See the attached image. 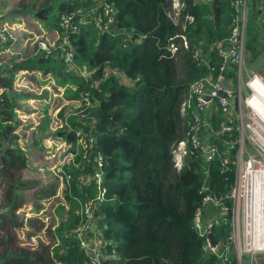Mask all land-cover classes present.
Segmentation results:
<instances>
[{
    "label": "trees",
    "instance_id": "trees-1",
    "mask_svg": "<svg viewBox=\"0 0 264 264\" xmlns=\"http://www.w3.org/2000/svg\"><path fill=\"white\" fill-rule=\"evenodd\" d=\"M50 1L42 4L40 18L33 17L43 23L45 31H59L65 12L81 9L86 15H103L104 3L113 4L114 23L104 31L90 23L70 37L74 62L90 72L87 79L79 77L74 68L69 69L57 50L48 57L41 52L7 72L0 68L1 174L26 167L15 139L18 132L13 131L20 124L18 111L24 112L22 100L27 96L12 90L11 74L16 68L54 71L58 79L70 80L76 87L66 88V98H78L87 92L91 100L83 112L77 109L76 114L72 110L76 115H70L67 121L93 134L95 142L90 146L105 161L104 199L96 210L97 227L105 238L101 264H213L214 257L205 252L192 224L204 194L219 196L234 183L235 165L224 168L221 158L228 149L232 156L237 152V145L224 142L231 140L235 131L219 137L211 134L210 142L218 146L215 159L187 156L180 171L173 167L171 150L187 137L192 120L191 110H181L184 93L191 83L209 74L206 62L220 63L215 45L229 35L231 0H212L209 4L179 0L177 22L169 16L171 0H103L102 6L94 0ZM54 8V17L47 19V13ZM23 9L33 12L31 6L19 7L0 16V22L13 21ZM183 39L187 46H180ZM172 43L178 47L174 52ZM245 47L252 59H261L264 64L256 34L246 32ZM198 50L201 53L196 56ZM237 69L231 66L226 72L229 88L235 86ZM63 111L65 108L59 116ZM46 118L49 122V116ZM220 118L221 110L214 100L208 115L214 131ZM43 122L38 130L46 136L48 122L45 132L41 130ZM62 138L75 143L73 132ZM93 169L91 163L86 164L82 170L72 171L74 179L69 185L64 183L65 197L57 212H65L54 228V245L40 242L33 249L20 248L19 253L1 258L0 263L11 260L12 264H86V254L67 231L81 223L73 197L83 200L96 195L91 180L80 189L77 179L78 174L89 175ZM203 187L206 190L202 191ZM12 204L9 203L10 208ZM10 213L11 209L5 215L11 217ZM217 229L213 242L227 236V229Z\"/></svg>",
    "mask_w": 264,
    "mask_h": 264
},
{
    "label": "built area",
    "instance_id": "built-area-1",
    "mask_svg": "<svg viewBox=\"0 0 264 264\" xmlns=\"http://www.w3.org/2000/svg\"><path fill=\"white\" fill-rule=\"evenodd\" d=\"M94 1L97 2V6L103 4V0ZM196 1L200 4L212 2V0ZM112 5L104 3L103 15L100 13L95 16L86 15L81 9L65 12L60 19V30L56 32L45 31L35 19L29 20L22 15L15 17L11 22H0V68L10 69L15 66H23L29 59L37 57L41 52L44 53V57H48L54 50H57L59 57L63 59L69 69L74 68L79 77L87 79L90 72L84 69V66L77 67L74 62L75 51L70 37L79 33L82 26L90 23H93L100 31L111 28L114 23ZM230 5L232 12L229 35L215 45V52L220 63L214 65L206 62L209 74L191 83L184 93L181 110L182 113L191 110L192 120L189 122L187 137L179 140L172 147V161L176 171H180L187 156H198L205 161H213L218 155V146L204 138V130L209 132L211 130V133L217 137L232 131H240L239 138L235 140L237 143L234 142L237 145V155L235 153L236 156H232L230 152H227L221 158L222 167L226 168L229 164L235 165L234 183L219 196L204 194L201 206L194 215L192 228L202 239L205 252L214 257L213 264H264V182L255 184V177L252 178L247 170L249 162L254 164L262 162L264 166V161H256L252 158L248 160L245 168H242L241 161L244 152L238 141L243 138L244 126L240 124L239 127L229 119V117L235 116L232 112L237 110L239 104L236 107L233 105L231 93L234 90L231 91L227 86L228 79L226 78L228 69L231 66H236L238 68L236 77L242 80L239 76L246 56L248 16L250 11H254L258 13L257 19L260 20V14L264 9V0H231ZM30 25L35 27L34 32L40 36L35 37L32 34L33 29ZM261 27L264 31V20H261ZM36 43L38 45L32 48L33 52H30V55L24 54L25 47L30 44L36 45ZM181 45L187 46V42L183 39ZM177 48L174 43L171 44L172 52ZM261 48L264 55V47L261 46ZM200 53L201 51L198 50L195 55L198 56ZM42 74L43 70L38 67L33 69L16 68L12 76V90L27 96L22 100L23 107L25 103L33 106V108L29 106V109L23 108L24 112L22 113L18 111V120L21 124L19 136L25 140L24 133L28 134L29 131L42 123L43 119L37 124L35 121L37 115H40L41 118L44 116L43 110L54 111L56 116L53 120V116L47 113L53 123L52 128L49 127L48 134L54 147H50L45 156L52 163L49 170L52 172L53 178L60 180L61 184L65 182L69 185L74 179L72 171L82 170L89 163L93 165L94 169L91 174L80 173L77 175V179L80 189H83L86 184L88 185V181L91 180L96 188V195L84 197L83 200L78 196L73 197V200L78 204L75 213L79 215L81 223L76 228L68 230L67 233L75 237L80 248L86 254V264H101L105 258L103 251L105 238L103 232L97 227L96 210L104 199L102 182L105 161L103 155L93 152V148L90 146L92 142H95L93 134L85 133L82 131V127L76 124L72 125L67 121L70 115L77 114V109L83 112L90 106V96L85 92L78 98H66V88L70 87L75 90L76 87L72 84L64 88L55 86L54 83H51L50 74H43L44 76ZM255 78L261 79L256 73H253L246 83L250 95L252 90L249 81ZM45 81H48L49 84L44 83ZM262 81L264 82V80ZM223 92L227 96L222 95ZM240 95L239 92L238 102L244 101L247 108L245 127L251 133L249 139L255 143V146L257 145L260 157L264 158V148L260 143L261 138L262 142L264 140V120L255 113L253 104H247V98L250 95L245 100ZM206 96L210 99H206ZM231 98L232 100H230ZM214 100L221 110V118L216 131H213L209 122L203 118V115L212 108ZM62 102L65 103V106H62ZM58 103L59 108L56 112L55 105ZM64 108L65 111L61 118H57L61 109ZM72 110H75L76 114ZM84 116L87 117L88 114L85 113ZM58 132H62L64 135L73 132L75 143L73 144L72 141L62 137H60L61 139L51 137L52 134ZM224 142L228 146L230 145L228 142ZM57 144H60V151ZM45 158L43 156L44 160H46ZM204 190L206 187L202 188V191ZM217 228L227 229V236L222 237L218 242H213L212 237L219 233Z\"/></svg>",
    "mask_w": 264,
    "mask_h": 264
},
{
    "label": "rangeland",
    "instance_id": "rangeland-1",
    "mask_svg": "<svg viewBox=\"0 0 264 264\" xmlns=\"http://www.w3.org/2000/svg\"><path fill=\"white\" fill-rule=\"evenodd\" d=\"M171 1H172V10H170L169 16L173 21L177 22L178 18H177L176 9L179 7V0H171ZM50 2H51L50 0H0V16H2L3 14H8L19 7L22 8L25 6L28 7L31 6L33 9L32 13L25 12L24 11L25 9H23V12H19V14L16 16L19 15H22L24 17L30 16V18L32 19L33 16H35V14L42 11V6H43L42 4H47ZM56 6L57 4L54 7ZM55 11L56 9L54 8L52 11L48 12L47 19H52L54 17ZM254 13L257 12L250 11L249 13L246 32L248 34H256L258 42L261 43L264 42V31L261 27V20H264V9L260 14L261 15L260 20L257 19L258 13L256 16L253 15ZM24 17H20V18H24ZM38 24L44 30L43 23L39 22ZM30 26L33 29V31H31V29L28 30H30L32 34L35 35V37L40 36L34 32L35 27L32 25ZM42 34L45 33L42 32ZM37 45L38 43H36V45L30 44L29 46L25 47L23 49L24 54L30 55L29 53L33 52L32 48L36 47ZM84 69L86 68L84 67ZM253 73H256L262 80H264V64L261 59L260 60L252 59L250 52L246 50L245 60L239 76L242 80H239L237 77H235V86L230 87L232 88L230 89L231 91L234 90L237 91L238 93L240 92L241 93L240 96L243 100H245L250 95L246 83L248 82L249 78ZM43 74L44 75L50 74L51 83H54L55 86L64 88L67 85L72 84L70 80H65L64 78L58 79V77L56 76L57 73L54 71H48L47 73L43 70ZM44 83L49 84L48 81H45ZM227 86H230L229 81ZM49 88H52V86H49ZM251 95L249 96V98L251 97ZM230 100H232V98ZM237 100H238V95H237ZM238 104L239 107L237 108V110L235 109V112H232L233 114H235V116L229 117V119L235 122V124L239 125V127L240 124L244 126L243 138L238 141L239 143H241L242 151L244 152L243 160L241 161V165L243 166L242 168L244 169L249 159L253 158L256 159V161H264V158L260 157V153L258 152L257 145L255 146L254 145L255 143L249 139L251 133L245 127V123L247 122L245 118V115L247 113V108L245 107V103L244 101H240L237 103V106ZM29 106L33 108V106L29 105V103L27 104L25 103L23 108L29 109ZM55 106L57 107L56 109L57 112L59 108V103ZM62 106H65V103L62 102ZM43 111L45 112L44 116L41 118L40 115H37L35 123L36 124L40 123V120L43 119L44 122L43 125L41 126V130L45 132V130L47 129V122H48V119L46 117L49 116L47 113L53 116L52 120L55 119L54 116H56V113L51 110L47 111V109ZM208 115H209V111H207L203 115V118L207 122H209ZM57 118H61V116H57ZM52 126L53 123L51 120H49L48 127L52 128ZM38 127L39 126H36L32 131H29L28 134L26 133L25 140L22 139L21 136H19V134H21V129L17 133V135L21 139L19 137L15 138L17 147L25 158V164L27 165V168L26 169L17 168L16 170H14L15 171L14 174L8 172V174L2 175L0 172V259L5 258L7 254L19 253L20 248H25V249L36 248L40 242L44 243L47 246H53L54 245L53 235L55 234L54 228L57 225L60 217L64 218L63 214L65 212V209H61L60 212H57V210H60L58 209V206L63 204L65 197L63 194L64 192L63 190L66 187L65 186L66 183L64 182L65 184L64 183L61 184L60 180L53 178L52 172L49 170V167L52 165V163L48 159H46L45 156H46V151H48L50 147H54V143H52L49 140L50 139L49 134L46 135L45 137L44 135L39 137ZM239 133L240 131L239 132L235 131L234 137L231 140H227L226 142H228V144H232L236 142L235 140L239 138ZM51 137L56 139H61L60 134H54ZM35 138L40 139V141H38V146L41 147V149L39 150L42 151L41 156H44L46 160L42 161L41 156L35 154V151L31 146ZM57 146L58 148H60V144H57ZM60 150L61 148L59 149V151ZM26 153L28 154L27 157L28 159L26 158ZM1 158L2 156L0 154V163H1ZM0 169H1V164H0ZM36 173L40 174L38 176L39 183H37L34 178V176L37 175ZM24 174L27 176L26 178H29L28 181H26L27 184L23 186L24 192L21 193L20 195H14L13 197L17 198L18 201H22L27 205H25L24 207L21 206L20 208H16L14 205L10 208L8 207L9 198L7 196L9 187H11L10 181L15 179L13 181L15 182L17 181V179H21V177ZM66 206L67 208L66 207L65 208L68 209L69 205L66 204ZM10 209H11V213H10L11 217H8L5 215V213ZM24 213H26L27 217H23ZM0 264H12V262L11 260H7Z\"/></svg>",
    "mask_w": 264,
    "mask_h": 264
},
{
    "label": "bare ground",
    "instance_id": "bare-ground-1",
    "mask_svg": "<svg viewBox=\"0 0 264 264\" xmlns=\"http://www.w3.org/2000/svg\"><path fill=\"white\" fill-rule=\"evenodd\" d=\"M249 83L252 95L250 98L248 97L249 99L247 98V104H253L255 113L264 120V82L259 78H255ZM260 140V143H262V147L264 148V140L263 142L262 138ZM247 170L252 178L255 177V184L258 185L264 182V166L262 162L258 164L249 162L247 164Z\"/></svg>",
    "mask_w": 264,
    "mask_h": 264
},
{
    "label": "crops",
    "instance_id": "crops-1",
    "mask_svg": "<svg viewBox=\"0 0 264 264\" xmlns=\"http://www.w3.org/2000/svg\"><path fill=\"white\" fill-rule=\"evenodd\" d=\"M34 17V16H33ZM36 17V16H35ZM29 20L31 19L30 18V16H28L27 17ZM32 19H34V18H32ZM260 45L261 46H263L264 47V42H261L260 43ZM27 69V68H26ZM5 71L7 72L8 71V69H6L5 68ZM12 76L14 75V73L13 74H11ZM12 81H13V79H12ZM2 93V91L0 90V94ZM20 127H21V124H19L17 127H16V129L13 131V133H16V132H19L20 131ZM38 132H39V137L41 136V132H40V130H38ZM212 131L210 130V132L209 131H207V130H204V132H203V136H204V138L206 139V140H208V141H210V138H211V133ZM48 133H49V127H48ZM57 134H60L61 135V137H62V132H58ZM24 135H26V133H24ZM54 134H52V136H53ZM45 137V136H44ZM38 141H40L39 140V138H36L35 140H34V142H33V144H31V146H32V148H33V150L35 151V154L36 155H38V156H41V154H42V151H40L39 149H41V147H39L38 146ZM41 144V143H40ZM23 153H25V152H23ZM28 157V154L26 153V158ZM41 158H42V161L44 160L43 159V156H41ZM28 159V158H27ZM28 161V160H27ZM24 169H26L27 168V165H26V167H23ZM9 172L11 173V174H14L15 172H14V170H9ZM37 175L36 176H34V178H35V181L37 182V183H39V179H38V176L40 175V174H38V173H36ZM27 176L24 174L22 177H21V179H17V181H15V182H13L15 179H13V180H11L10 181V185H11V187H9V191L7 192V196H8V198H9V202H8V207H9V203L11 202V203H13L12 204V206H14V205H16V208H20L21 206H25V205H27V204H25L24 202H22V201H18L17 200V198H14L13 196L14 195H20L21 193H23L24 192V189H23V186L25 185V184H27L26 183V181H28V179L29 178H26ZM8 178V177H7ZM24 181V182H23ZM13 182V183H12ZM18 182H21V185L20 186H18ZM84 187H87V186H83V189H84ZM27 191H28V189H27ZM35 210H37V209H35ZM23 217H27L26 216V213H24L23 214Z\"/></svg>",
    "mask_w": 264,
    "mask_h": 264
},
{
    "label": "water",
    "instance_id": "water-1",
    "mask_svg": "<svg viewBox=\"0 0 264 264\" xmlns=\"http://www.w3.org/2000/svg\"><path fill=\"white\" fill-rule=\"evenodd\" d=\"M41 15H42V11L41 12H39V13H37V14H35V16L36 17H41ZM127 31H129V30H127ZM238 92L237 91H233L232 93H231V95H232V97H233V105L236 107L237 106V103H238V100H237V94ZM222 95H224V96H227V94L225 93V92H223V93H221ZM206 99H210L208 96H206ZM93 226H95V224H93Z\"/></svg>",
    "mask_w": 264,
    "mask_h": 264
}]
</instances>
